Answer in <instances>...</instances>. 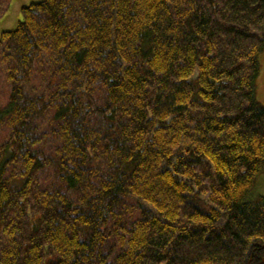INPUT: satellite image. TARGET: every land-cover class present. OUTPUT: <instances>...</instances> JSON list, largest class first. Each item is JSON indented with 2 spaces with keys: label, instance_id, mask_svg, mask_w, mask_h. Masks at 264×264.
Wrapping results in <instances>:
<instances>
[{
  "label": "trees",
  "instance_id": "1",
  "mask_svg": "<svg viewBox=\"0 0 264 264\" xmlns=\"http://www.w3.org/2000/svg\"><path fill=\"white\" fill-rule=\"evenodd\" d=\"M22 14L0 35V264H264V0Z\"/></svg>",
  "mask_w": 264,
  "mask_h": 264
},
{
  "label": "rangeland",
  "instance_id": "2",
  "mask_svg": "<svg viewBox=\"0 0 264 264\" xmlns=\"http://www.w3.org/2000/svg\"><path fill=\"white\" fill-rule=\"evenodd\" d=\"M4 0H0V4ZM44 0H9L8 9L7 6L3 4L0 7V35L4 32L14 31L18 28L19 23L23 19L22 9L26 6L31 5L32 3H39ZM260 62V75L256 83L257 89V100L264 106V51L259 56ZM9 93V87L5 81L0 80V106L4 105L7 102ZM9 136V129L3 126L0 129V145L7 140ZM257 188V190H256ZM252 192L253 198L258 196H264V175L260 177L258 182V187H256Z\"/></svg>",
  "mask_w": 264,
  "mask_h": 264
}]
</instances>
